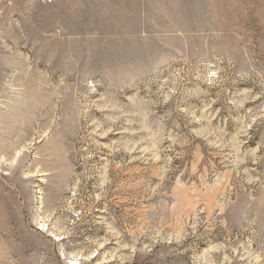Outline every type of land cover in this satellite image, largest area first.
Here are the masks:
<instances>
[{"label":"rangeland","instance_id":"rangeland-1","mask_svg":"<svg viewBox=\"0 0 264 264\" xmlns=\"http://www.w3.org/2000/svg\"><path fill=\"white\" fill-rule=\"evenodd\" d=\"M0 264H264V0H0Z\"/></svg>","mask_w":264,"mask_h":264}]
</instances>
